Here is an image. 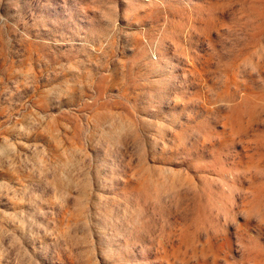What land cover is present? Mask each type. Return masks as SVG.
Segmentation results:
<instances>
[{"label": "rangeland", "instance_id": "374dc122", "mask_svg": "<svg viewBox=\"0 0 264 264\" xmlns=\"http://www.w3.org/2000/svg\"><path fill=\"white\" fill-rule=\"evenodd\" d=\"M0 264H264V0H0Z\"/></svg>", "mask_w": 264, "mask_h": 264}]
</instances>
